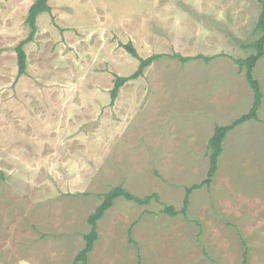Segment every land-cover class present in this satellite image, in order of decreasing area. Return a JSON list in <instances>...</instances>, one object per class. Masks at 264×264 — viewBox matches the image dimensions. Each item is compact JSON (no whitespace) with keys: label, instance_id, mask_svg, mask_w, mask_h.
Masks as SVG:
<instances>
[{"label":"rangeland","instance_id":"rangeland-1","mask_svg":"<svg viewBox=\"0 0 264 264\" xmlns=\"http://www.w3.org/2000/svg\"><path fill=\"white\" fill-rule=\"evenodd\" d=\"M33 2L0 0V264H74L118 186L160 202L115 200L89 264H264V56L259 120L228 133L202 184L216 126L253 104L236 60L260 36L259 0H50L18 78ZM129 42L164 57L111 105L114 75L139 66ZM199 55L212 59L176 58ZM194 185L186 216L164 213Z\"/></svg>","mask_w":264,"mask_h":264},{"label":"trees","instance_id":"trees-1","mask_svg":"<svg viewBox=\"0 0 264 264\" xmlns=\"http://www.w3.org/2000/svg\"><path fill=\"white\" fill-rule=\"evenodd\" d=\"M50 0H34L33 4L29 8L28 16L26 19V25L29 29L28 36L22 40L17 47L15 48L17 54V63H18V78L24 76L27 72V53L25 47L34 42L36 35L38 33V18L44 13L51 14L52 8L50 6ZM262 5V13L259 17L256 29L260 33V36L257 40L252 42L249 45V48L253 50V54L248 56L245 59L236 60L237 64L240 66L242 71H245L246 82L249 84L250 88L254 93L253 104L250 111L247 114H244L239 119L235 120L230 125L226 126H216L214 134L208 141V151H209V162L210 168L208 171L207 179L202 183L203 185H210L213 181V178L216 175L218 170V159L223 153V144L226 139V136L229 132L235 128L244 125L249 121L259 120L258 112L263 101V93L260 84L254 76V68L258 61L264 56V0H259ZM128 54L138 60L139 66L134 74L129 77H122L117 74L114 75V84L111 91V105H114L118 96L120 94L122 86L127 84L130 81L138 80L144 76L145 71L156 61L164 57V55H152L148 58H142L139 56L135 46L132 42L121 45ZM181 62L187 63L193 60H204L205 62H210L212 58L204 57L199 55L197 57H182L176 56ZM201 184V185H202ZM201 185H194L191 188L186 190V198L184 200L183 209L178 212L175 211L172 207H165L164 213L177 216L179 213H182L184 216L187 215L189 198L194 190H197ZM102 199V203L96 208V210L88 217V223L90 225V231L87 233L83 240H85V247L78 253L75 258L74 264H89V254L93 251L94 245L97 242L98 234V222L104 217L106 212L110 210L115 200L123 198L129 202L136 203L140 206H146L152 203V201L160 202V197L158 194H152L144 198L138 197L132 194L129 190L125 189L123 186H118L112 188L109 192L99 195ZM130 236H131V231ZM132 242V240H130ZM134 243V242H132ZM247 250L246 253L247 254ZM246 264V262H245Z\"/></svg>","mask_w":264,"mask_h":264}]
</instances>
